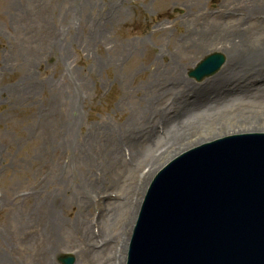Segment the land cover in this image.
<instances>
[{"label": "rangeland", "instance_id": "374dc122", "mask_svg": "<svg viewBox=\"0 0 264 264\" xmlns=\"http://www.w3.org/2000/svg\"><path fill=\"white\" fill-rule=\"evenodd\" d=\"M0 45V264H127L162 167L264 133V0H0Z\"/></svg>", "mask_w": 264, "mask_h": 264}, {"label": "water", "instance_id": "95a60500", "mask_svg": "<svg viewBox=\"0 0 264 264\" xmlns=\"http://www.w3.org/2000/svg\"><path fill=\"white\" fill-rule=\"evenodd\" d=\"M223 63L213 55L191 75L213 74ZM129 264H264V135L201 147L160 172Z\"/></svg>", "mask_w": 264, "mask_h": 264}, {"label": "bare ground", "instance_id": "6f19581e", "mask_svg": "<svg viewBox=\"0 0 264 264\" xmlns=\"http://www.w3.org/2000/svg\"><path fill=\"white\" fill-rule=\"evenodd\" d=\"M235 58H233L232 56H230L228 59H227V61H228V64H231V63H233L235 60H234ZM226 68L223 70V72H222V74L219 76V78H217V80L220 82V84L223 82V81H225L226 80V82H231V81H240L239 80V78L237 77V76H227V75H225V73H226ZM230 70V69H229ZM228 70V71H229ZM238 84V83H237ZM219 99H217L216 100V102L218 101ZM194 105V104H193ZM196 105V107H198L199 105L198 104H195ZM205 106H207V105H205ZM192 111V110H191ZM190 136V135H189ZM180 135L178 136V138H176L177 140V142L175 143V144H173L172 146L174 147V148H176L179 144H180ZM152 145H155V144H153L152 143Z\"/></svg>", "mask_w": 264, "mask_h": 264}]
</instances>
